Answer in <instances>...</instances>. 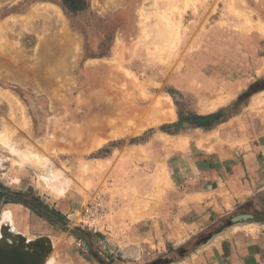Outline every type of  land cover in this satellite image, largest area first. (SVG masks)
Wrapping results in <instances>:
<instances>
[{"label": "rangeland", "instance_id": "1", "mask_svg": "<svg viewBox=\"0 0 264 264\" xmlns=\"http://www.w3.org/2000/svg\"><path fill=\"white\" fill-rule=\"evenodd\" d=\"M260 55L264 0L0 7V233L10 211L15 231L51 237L45 264H110L106 238L131 236L162 201L174 160L225 121L215 71ZM143 101L140 118L120 112Z\"/></svg>", "mask_w": 264, "mask_h": 264}, {"label": "crops", "instance_id": "2", "mask_svg": "<svg viewBox=\"0 0 264 264\" xmlns=\"http://www.w3.org/2000/svg\"><path fill=\"white\" fill-rule=\"evenodd\" d=\"M10 1L0 0V7ZM263 59L260 55L256 62L240 66L226 61L215 71L229 99L225 121L206 133L195 152L174 160L162 201L131 223V236L106 238V262L264 264V86L257 85L264 79ZM251 85L254 89L240 99ZM233 100L237 106H230ZM5 212L8 223L1 225L2 231L12 226L27 240L38 238L15 231L13 212ZM240 214L252 218L231 220Z\"/></svg>", "mask_w": 264, "mask_h": 264}, {"label": "water", "instance_id": "3", "mask_svg": "<svg viewBox=\"0 0 264 264\" xmlns=\"http://www.w3.org/2000/svg\"><path fill=\"white\" fill-rule=\"evenodd\" d=\"M251 218L250 214H240L231 220L237 223ZM0 235V264H45L52 251L51 241L46 236L27 240L11 229L1 231Z\"/></svg>", "mask_w": 264, "mask_h": 264}, {"label": "bare ground", "instance_id": "4", "mask_svg": "<svg viewBox=\"0 0 264 264\" xmlns=\"http://www.w3.org/2000/svg\"><path fill=\"white\" fill-rule=\"evenodd\" d=\"M143 14V13H142ZM146 16V15H145ZM145 18V17H144ZM177 24V23H176ZM179 24V23H178ZM160 26V25H159ZM166 27V26H165ZM174 29V28H173ZM176 29V28H175ZM158 31V30H157ZM160 33V32H159ZM163 34L164 33H166L167 34V32H162ZM163 34H161V35H163ZM159 36V35H158ZM167 36H169V34L167 35ZM163 37H165V36H163ZM156 45V44H155ZM151 52V51H150ZM152 54H153V52H152ZM154 54H155V52H154ZM69 58V57H68ZM69 67V66H68ZM229 99H228V97L227 96H225V98L223 97L222 99H220V100H218V101H216V103H214V104H212L213 106H216L217 104H223V103H226L227 101H228ZM99 101V100H98ZM96 104H97V102H95ZM94 103V105H96ZM98 105V104H97ZM127 105H129V104H127ZM211 105V106H212ZM101 106V105H100ZM97 107V106H96ZM99 107V106H98ZM161 106H157L156 107V110L158 111L159 109H161L160 108ZM120 108H123V107H120ZM149 108H151V107H149V103L148 102H145V101H143V102H140V104L139 103H137L136 105H130L129 107H127V108H125V109H122V111H120L121 113L123 112V114L124 113H126L127 112V114L126 115H128V114H131V116H135V117H139L141 114H143V113H145ZM212 108V107H211ZM216 108V107H215ZM119 112V111H118ZM167 114V113H166ZM165 115V114H164ZM157 116V115H156ZM166 116V115H165ZM166 117H169V118H172L173 117V114H172V112L170 111V113L168 112V114H167V116ZM175 117V116H174ZM140 118V117H139ZM163 118L164 117H162V116H158L157 118H154L153 117V119H152V121L150 120V122H152V123H157V122H159V121H161V120H163ZM171 120H173V119H171ZM149 122V121H148ZM147 122V123H148ZM3 123V122H2ZM146 126V125H145ZM12 131V130H11ZM163 135V134H162ZM4 137V136H3ZM2 137V138H3ZM0 140H1V138H0ZM3 140V139H2ZM0 144H2V143H0ZM44 170V174L42 175V178H43V180H45V181H48V179L46 178L47 177V175L49 174L48 173V169L47 168H44L43 169ZM48 178H49V175H48ZM5 215H6V217H5ZM7 216H8V213H5L4 214V220H7ZM9 229V228H8ZM6 232V231H5ZM22 235V234H21Z\"/></svg>", "mask_w": 264, "mask_h": 264}, {"label": "flooded vegetation", "instance_id": "5", "mask_svg": "<svg viewBox=\"0 0 264 264\" xmlns=\"http://www.w3.org/2000/svg\"><path fill=\"white\" fill-rule=\"evenodd\" d=\"M5 195V194H4Z\"/></svg>", "mask_w": 264, "mask_h": 264}, {"label": "trees", "instance_id": "6", "mask_svg": "<svg viewBox=\"0 0 264 264\" xmlns=\"http://www.w3.org/2000/svg\"><path fill=\"white\" fill-rule=\"evenodd\" d=\"M252 87V86H251Z\"/></svg>", "mask_w": 264, "mask_h": 264}]
</instances>
